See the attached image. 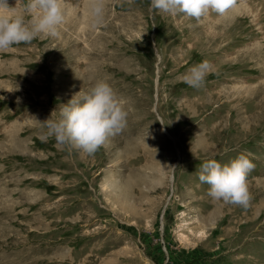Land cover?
Segmentation results:
<instances>
[{
	"label": "rangeland",
	"instance_id": "374dc122",
	"mask_svg": "<svg viewBox=\"0 0 264 264\" xmlns=\"http://www.w3.org/2000/svg\"><path fill=\"white\" fill-rule=\"evenodd\" d=\"M26 3L7 0L32 19ZM63 9L57 36L0 52V264H264V0L199 22L150 0H103L95 26L90 0ZM205 60L214 71L189 87ZM98 80L127 125L90 155L37 122ZM242 153L246 209L198 179Z\"/></svg>",
	"mask_w": 264,
	"mask_h": 264
},
{
	"label": "clouds",
	"instance_id": "9594fccd",
	"mask_svg": "<svg viewBox=\"0 0 264 264\" xmlns=\"http://www.w3.org/2000/svg\"><path fill=\"white\" fill-rule=\"evenodd\" d=\"M237 0H150L151 9L169 16L183 15L197 22L211 13L224 15ZM65 0H27L25 11L35 14L32 19L12 15L14 8L7 0H0V52L13 45L30 44L39 34L57 36L65 21ZM93 26L102 22L103 0H90ZM214 71L210 61H202L188 69L183 82L199 89ZM78 97V99H77ZM124 102L106 80H98L87 91H80L60 107L56 120L37 122L47 128V135L63 145L94 154L109 138L120 134L127 125ZM54 113V112H53ZM147 147V146H146ZM250 154H240L227 164L209 159L200 166L198 179L209 185L208 195L217 202L247 208L250 204L247 177L254 168Z\"/></svg>",
	"mask_w": 264,
	"mask_h": 264
}]
</instances>
